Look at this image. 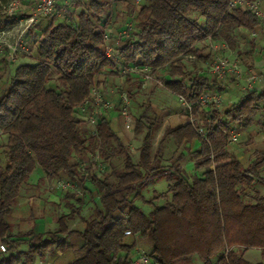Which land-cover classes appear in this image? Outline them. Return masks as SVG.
<instances>
[{
    "label": "trees",
    "instance_id": "obj_1",
    "mask_svg": "<svg viewBox=\"0 0 264 264\" xmlns=\"http://www.w3.org/2000/svg\"><path fill=\"white\" fill-rule=\"evenodd\" d=\"M9 1L0 0L2 27L12 24L3 12ZM62 1L57 16L27 32L33 62L12 73L7 65L0 67V243L5 245L0 264H36L47 256L53 264H132L139 240L149 242L150 264H185L194 258L200 264H264V149L252 151L247 164L228 149L233 126L264 131V89L242 91L221 110L194 105V116L202 115L196 125L207 142L187 121L164 126L153 148L162 118L151 103L141 104L134 116V137L141 141L136 160L107 119H98L94 136L83 128L78 110L93 86L107 85L101 76L117 73L119 64L157 70L166 88L189 101L222 90L228 81L217 87L210 77L188 72L185 57L210 62V51L197 44L207 36L230 48L240 39L255 48L248 35L258 30L256 18L229 10L230 0H139L137 10L132 1L124 13L111 0H82L64 11ZM122 15L131 20L132 30L120 39L112 59L103 35L108 21ZM125 82L131 86L129 78ZM131 90H126L129 98ZM112 111H118L117 101ZM170 142L175 151L167 160ZM97 151L109 171L88 178L99 197L86 216L67 201L76 196L70 192L65 197L69 213L57 218L55 230L11 234L8 217L36 169L89 193L77 159ZM115 159H121L119 166ZM188 162L192 173L185 171ZM162 178L166 190H153L146 200V182ZM137 200L150 209L144 211ZM77 215L84 226L70 229ZM71 237L79 244L68 253ZM249 250L258 251V261L245 257Z\"/></svg>",
    "mask_w": 264,
    "mask_h": 264
},
{
    "label": "rangeland",
    "instance_id": "obj_2",
    "mask_svg": "<svg viewBox=\"0 0 264 264\" xmlns=\"http://www.w3.org/2000/svg\"><path fill=\"white\" fill-rule=\"evenodd\" d=\"M132 7L134 10L138 9V4L134 3V0H111L112 4L114 5L115 9L119 12L126 11V6L132 3ZM3 18H0V29L4 28L3 25ZM125 17L119 16L115 20H109L108 25L106 27V33L115 34L120 30L122 26L126 23ZM48 22V19H42L36 25V31L39 30L40 27L44 26ZM6 39L11 41L12 33H6ZM248 40L255 43L256 48H252V45L247 44L242 39L234 46V48H230L228 45V50L223 51L220 48V53L224 54L230 58L236 57L242 66V70L246 74H253L257 77L256 82L254 83L253 87L261 89L264 86V58L260 53L258 46L264 47V35L263 32L258 33V36L255 38H251L250 34L248 35ZM223 41H218L221 43ZM30 49L31 55L24 56L20 55L18 59L10 66L9 68L10 73H12L13 69L22 64V63H31L33 62L32 55H33V47L31 44L27 43ZM198 46H204L208 51L209 47L206 45V42L203 41L198 44ZM220 47V44H219ZM242 54V55H241ZM241 55V56H240ZM186 68L188 72L194 73L204 69L209 62H201V61H193V62H185ZM1 66H6L5 64ZM0 66V67H1ZM106 79V86L102 85L106 89H113L117 91H125L128 88H131V105L129 108L130 115L134 120V116L139 113V106L141 104L151 103L153 106L154 111L162 118V125L159 128L158 132L156 133L153 148L156 147L157 141L162 134L163 127L166 125L176 126L179 124H183L188 121V115L183 109L182 105L176 98L174 94L168 93L166 90L154 87L150 85L148 88L145 89H138L136 88L137 81L133 78H129L130 84L133 86L126 85V79H122L118 76L117 73H113L112 75H102L101 78ZM224 85V84H223ZM221 86L218 83V87ZM225 87V86H224ZM235 87V86H234ZM237 87V86H236ZM233 90H217L212 93H217L220 95L222 103L218 109H222L228 103L234 102L238 99L241 95L242 91L237 87ZM263 89V88H262ZM229 96H226V94ZM233 93V94H232ZM232 94V95H231ZM133 102V104H132ZM209 111L210 106L205 108ZM104 113V112H103ZM102 112L98 114L101 116ZM108 114L113 113L116 115L115 112L109 111L106 112ZM117 119H111L110 123L111 127L114 132H116L121 139L123 140L127 150L131 154L134 160L137 159L138 150L140 146V138L136 139L134 137V130L127 131L124 128L122 119L116 115ZM195 120L202 118V115L198 113L194 116ZM234 133L238 135L237 142L228 146L229 151L234 154L238 159L242 160L245 164L248 163L249 156L252 151L254 150H263L264 149V131H262L258 126H252L248 129H238L237 127L233 126ZM1 138L0 140H3ZM175 151V146L173 142L167 144L165 150V159L169 160ZM233 156V155H232ZM81 161L82 166H80L81 170H84L89 175L87 176V182L84 184V187L88 189L89 193L85 192L82 187H77L81 192V196H75L74 199H69V201L74 207H76L80 215L86 216L92 204H98V197L99 194L95 187H93L90 182H88V178L91 175L103 176L104 174L108 173L109 169L102 163V168L98 167L91 163L89 158H82ZM80 162V160H77ZM121 159H115V164L120 165ZM80 164V163H79ZM106 169H105V167ZM185 171L187 173L193 172V166L190 162L184 165ZM83 171V174H84ZM39 179L42 180V183L38 181ZM153 190L157 191L158 193L164 192L166 190V181L162 178L160 180H149L146 182V186L142 190V194L144 198L147 200L152 196ZM70 192H63L56 187L55 180L47 177L43 171L40 169H36L29 177L27 184L23 185L20 196L18 197L17 203L12 209L11 214L8 217V221L11 225V234H22L31 230L39 231V232H48L53 231L56 229L57 224L56 220L60 215H65L69 213L70 207H68L65 203L66 194ZM72 194V193H70ZM63 198V199H62ZM76 198L80 199V203H77ZM136 203L143 208L144 211H148L150 208L146 205H143L142 202L139 200ZM161 204V202H158ZM41 224L43 227L41 228ZM70 229H81L83 228L84 224L80 217L77 215L73 221L68 224ZM41 228V229H40ZM71 244V251L76 250L79 240L76 237H71L69 240ZM137 247L141 248L143 251L149 248L148 240H139L137 242ZM245 257L251 261L255 262L259 260V254L256 250H249ZM48 258L51 259L50 256L45 257L42 261H36V264H48ZM185 264H200L196 258L193 260L185 263Z\"/></svg>",
    "mask_w": 264,
    "mask_h": 264
},
{
    "label": "built area",
    "instance_id": "obj_3",
    "mask_svg": "<svg viewBox=\"0 0 264 264\" xmlns=\"http://www.w3.org/2000/svg\"><path fill=\"white\" fill-rule=\"evenodd\" d=\"M82 0H63L61 2V10H67L73 8L76 2ZM59 0H10L3 7V12L9 20L12 21L10 26H6L0 29V66L5 64L7 66L12 65L20 55H31L30 49L26 42V35L30 28H33L42 19L58 15L56 11V5ZM137 5L139 0H134ZM229 10H241L249 12L258 22V30L250 33L251 38L258 36V33L264 31V0H230L228 2ZM132 30V22L128 20L122 29L116 32L114 35L110 33H104V50L106 56L109 58L114 57L115 47L118 46L120 39L126 36ZM6 33H12L11 41L6 39ZM205 41L208 45L211 60L209 64L197 73L200 75H206L217 82L222 84L227 81L235 83L241 91L254 90V83L257 77L253 74H246L242 70L240 61L236 57H228L220 53V48L223 51H227L228 47L224 42L218 43L212 36L200 40L197 44ZM220 42V41H219ZM220 44V47H219ZM188 62H193L195 57L188 55L185 57ZM117 74L120 78H133L137 81V85L141 89H145L150 85L166 90L168 93L174 94L183 109L188 115V122L192 129L204 140H207L205 131L196 125L194 119L193 106L198 105L201 108L212 106L217 109L221 106L222 100L219 94L212 92L202 93L196 101H189L185 96L175 94L165 87L164 82L157 76V70L152 71L148 66L136 65V64H119ZM218 87V85H217ZM115 101L118 103V116L122 119L124 128L127 131L134 130V120L130 115L129 108L131 105L130 98L127 91H115L113 89H106L101 86H93L90 90L89 96L78 107L80 118L83 120V124H86L89 130L95 136L97 134V115L99 113H106L112 111L115 106ZM97 114V115H96ZM238 135L234 133L232 128L228 144H234L237 142ZM84 157H79V165L82 166L81 161ZM77 159V160H78ZM92 164L102 168V159L99 152H95L90 156ZM213 169V165L211 167ZM84 171V170H82ZM89 174L84 171V176ZM56 187L63 192H72L76 196H81L82 192L77 188L76 184L71 181H66L61 178H55ZM125 235H130V231H125ZM0 251H5V245L0 243ZM132 264H150V260L141 248L136 247L135 256Z\"/></svg>",
    "mask_w": 264,
    "mask_h": 264
},
{
    "label": "crops",
    "instance_id": "obj_4",
    "mask_svg": "<svg viewBox=\"0 0 264 264\" xmlns=\"http://www.w3.org/2000/svg\"><path fill=\"white\" fill-rule=\"evenodd\" d=\"M263 35H264V31H263ZM256 48V47H255ZM258 49H259V51H260V53L262 54V56H263V58H264V47H260V46H258L257 47ZM132 84H134V83H131L130 85L131 86H133ZM236 87V85H235V83H233V82H230V81H228L227 82V85H225V87H223L222 88V90L224 89V91L225 90H227V88H228V91L229 90H233V89H235V87ZM259 86V85H258ZM258 86H256L255 88H254V90H262V88L264 89V86L263 87H261V89L260 88H258ZM148 88V87H147ZM237 88V87H236ZM233 94V93H232ZM231 94V95H232ZM226 96H229V94L227 93L226 94ZM132 104H133V102H132ZM114 112V111H113ZM116 113V115H117V112H115ZM115 114H113V113H110V114H108V113H103V114H101V116H99L98 117V119H101V118H105V119H107L109 122H110V118L111 119H117V116H116ZM110 125H111V123H110ZM83 126V128L85 129V130H87V129H89L88 127H87V125L86 124H83L82 125ZM38 181H40V183H42V180L41 179H39ZM61 192V191H60ZM65 193V192H64ZM63 199V198H62ZM43 227V224H41V228ZM40 228V229H41ZM35 232H39V231H35ZM79 244V243H78ZM51 257V256H50ZM48 264H53V258L51 257V259H49L48 258Z\"/></svg>",
    "mask_w": 264,
    "mask_h": 264
}]
</instances>
